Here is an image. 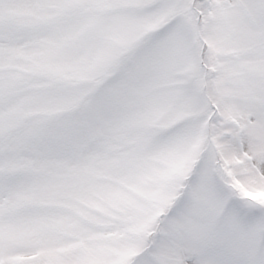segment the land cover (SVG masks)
I'll return each instance as SVG.
<instances>
[{"label": "snow or ice", "instance_id": "obj_1", "mask_svg": "<svg viewBox=\"0 0 264 264\" xmlns=\"http://www.w3.org/2000/svg\"><path fill=\"white\" fill-rule=\"evenodd\" d=\"M0 264H264V0H0Z\"/></svg>", "mask_w": 264, "mask_h": 264}]
</instances>
